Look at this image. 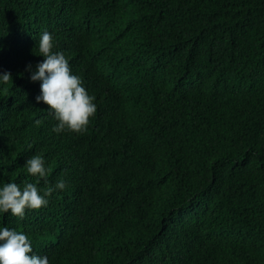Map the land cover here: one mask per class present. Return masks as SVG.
<instances>
[{
  "label": "trees",
  "instance_id": "obj_1",
  "mask_svg": "<svg viewBox=\"0 0 264 264\" xmlns=\"http://www.w3.org/2000/svg\"><path fill=\"white\" fill-rule=\"evenodd\" d=\"M44 31L95 98L83 133L52 131L35 99ZM3 72L0 188L66 183L22 220L0 213L31 254L264 264V0H0Z\"/></svg>",
  "mask_w": 264,
  "mask_h": 264
},
{
  "label": "clouds",
  "instance_id": "obj_2",
  "mask_svg": "<svg viewBox=\"0 0 264 264\" xmlns=\"http://www.w3.org/2000/svg\"><path fill=\"white\" fill-rule=\"evenodd\" d=\"M36 48L43 60L36 65L30 79L40 82V94L35 98L37 103L42 101L46 104L57 121L52 131L83 133L96 112L95 98L88 94L81 78L72 73L63 52L53 51L52 34L44 31ZM28 68L30 70L31 65ZM9 81H12L10 72L0 73V82L7 84ZM35 123L39 126L42 121L36 120ZM24 167L29 175L37 179V183L43 180L48 184L49 170L42 155H33L26 160ZM65 187L66 183L60 180L54 186L46 187L41 194L36 183L25 182L23 188L13 182L7 183L0 188V213L10 212L22 220L26 209L46 207L49 203L47 198L55 190ZM32 252V243L25 233L8 227L0 228V264H49L47 256L41 257Z\"/></svg>",
  "mask_w": 264,
  "mask_h": 264
}]
</instances>
